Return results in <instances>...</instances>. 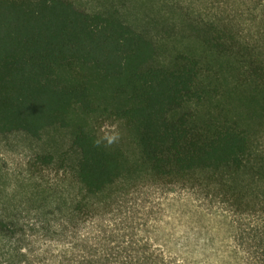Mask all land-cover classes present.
Listing matches in <instances>:
<instances>
[{
    "label": "trees",
    "instance_id": "16d2710c",
    "mask_svg": "<svg viewBox=\"0 0 264 264\" xmlns=\"http://www.w3.org/2000/svg\"><path fill=\"white\" fill-rule=\"evenodd\" d=\"M14 133L53 143L35 156L72 178L75 211L146 184L195 191L264 264V0H0V134ZM75 264L185 263L141 243Z\"/></svg>",
    "mask_w": 264,
    "mask_h": 264
},
{
    "label": "rangeland",
    "instance_id": "374dc122",
    "mask_svg": "<svg viewBox=\"0 0 264 264\" xmlns=\"http://www.w3.org/2000/svg\"><path fill=\"white\" fill-rule=\"evenodd\" d=\"M237 2L180 0L202 9ZM136 8L129 10L135 14ZM123 133L118 123L103 128L111 137ZM51 145L22 133L0 134V264L105 261L112 251L141 243L185 264H249L234 240L235 217L195 191L146 184L117 195L128 197L112 206L97 201L75 211L72 178L35 156Z\"/></svg>",
    "mask_w": 264,
    "mask_h": 264
}]
</instances>
